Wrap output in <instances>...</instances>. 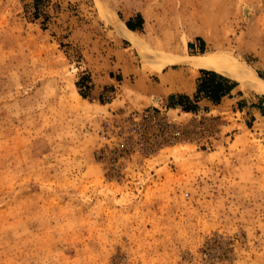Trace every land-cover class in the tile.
Returning <instances> with one entry per match:
<instances>
[{
	"label": "rangeland",
	"instance_id": "obj_1",
	"mask_svg": "<svg viewBox=\"0 0 264 264\" xmlns=\"http://www.w3.org/2000/svg\"><path fill=\"white\" fill-rule=\"evenodd\" d=\"M195 39L264 80V0H0V264H264V89L234 78L225 115L125 100Z\"/></svg>",
	"mask_w": 264,
	"mask_h": 264
},
{
	"label": "crops",
	"instance_id": "obj_2",
	"mask_svg": "<svg viewBox=\"0 0 264 264\" xmlns=\"http://www.w3.org/2000/svg\"><path fill=\"white\" fill-rule=\"evenodd\" d=\"M123 23L128 29L136 32L141 29L142 25V22L139 24L137 14L126 16ZM126 23L130 24L131 28ZM200 45V43L198 44V39L190 40L189 44L186 45L187 54L198 55V53H203L198 48ZM200 69L215 71L204 67L194 68L185 63L176 68L167 67L160 69L159 72L153 74V77L152 75L144 76L140 74L139 78L128 88L131 93L126 95L127 98L125 100L142 107L164 106L168 110L175 109L181 113L199 116L200 114L210 113L225 115L229 111L232 112L234 106H237L236 102H241L240 99L245 97V93H243L244 95H238L242 90L238 86L237 80L232 76L215 71L230 78L235 84L228 93L214 100L205 93L198 92V78L203 75ZM124 81V79L118 80L117 74H109L108 76H103V82L97 88L101 90L107 86L116 87L117 84L122 87L125 84ZM89 92L93 93V89L90 88ZM250 94L252 95L246 106V109L250 111V116L254 118L264 117V92L254 91Z\"/></svg>",
	"mask_w": 264,
	"mask_h": 264
},
{
	"label": "bare ground",
	"instance_id": "obj_3",
	"mask_svg": "<svg viewBox=\"0 0 264 264\" xmlns=\"http://www.w3.org/2000/svg\"><path fill=\"white\" fill-rule=\"evenodd\" d=\"M117 33H119L122 37L128 39L136 49L139 50L140 53L143 54L144 57L146 55L151 54V49L145 47V43L137 33L133 30L128 29L125 25H117ZM150 56V55H149ZM147 58V57H146ZM165 58V57H163ZM219 60V59H218ZM214 57L209 56V54H199L198 55H188L184 54L182 56H170L168 58L162 59L160 65H164L166 63H187L190 66L204 67L208 69L215 70L227 76H232L234 78L242 79L245 82H249L256 89H264V80H262L255 72H253L249 67L244 64H236L231 62H220ZM159 67V66H158Z\"/></svg>",
	"mask_w": 264,
	"mask_h": 264
},
{
	"label": "trees",
	"instance_id": "obj_4",
	"mask_svg": "<svg viewBox=\"0 0 264 264\" xmlns=\"http://www.w3.org/2000/svg\"><path fill=\"white\" fill-rule=\"evenodd\" d=\"M126 25L131 28L130 24ZM200 71L203 75L198 78V92H203L214 100L228 93L235 84L230 78L215 71L205 69Z\"/></svg>",
	"mask_w": 264,
	"mask_h": 264
},
{
	"label": "built area",
	"instance_id": "obj_5",
	"mask_svg": "<svg viewBox=\"0 0 264 264\" xmlns=\"http://www.w3.org/2000/svg\"><path fill=\"white\" fill-rule=\"evenodd\" d=\"M96 132L103 138L107 137V135L109 134L107 127L104 128V130H96ZM185 194H187V192Z\"/></svg>",
	"mask_w": 264,
	"mask_h": 264
}]
</instances>
